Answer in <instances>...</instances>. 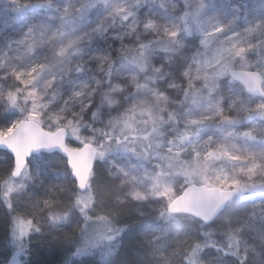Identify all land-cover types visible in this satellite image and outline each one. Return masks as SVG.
I'll list each match as a JSON object with an SVG mask.
<instances>
[{
	"label": "clouds",
	"instance_id": "9594fccd",
	"mask_svg": "<svg viewBox=\"0 0 264 264\" xmlns=\"http://www.w3.org/2000/svg\"><path fill=\"white\" fill-rule=\"evenodd\" d=\"M0 264H264V0H0Z\"/></svg>",
	"mask_w": 264,
	"mask_h": 264
}]
</instances>
